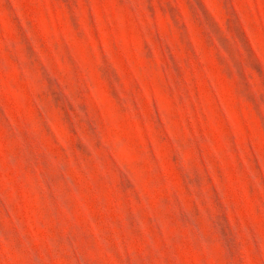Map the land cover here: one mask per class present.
Instances as JSON below:
<instances>
[{"label":"rangeland","instance_id":"374dc122","mask_svg":"<svg viewBox=\"0 0 264 264\" xmlns=\"http://www.w3.org/2000/svg\"><path fill=\"white\" fill-rule=\"evenodd\" d=\"M0 264H264V0H0Z\"/></svg>","mask_w":264,"mask_h":264}]
</instances>
